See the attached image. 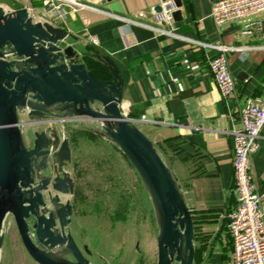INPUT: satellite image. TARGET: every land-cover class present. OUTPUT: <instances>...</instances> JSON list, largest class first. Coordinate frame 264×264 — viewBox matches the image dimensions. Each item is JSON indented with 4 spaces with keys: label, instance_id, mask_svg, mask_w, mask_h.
Returning <instances> with one entry per match:
<instances>
[{
    "label": "crops",
    "instance_id": "obj_1",
    "mask_svg": "<svg viewBox=\"0 0 264 264\" xmlns=\"http://www.w3.org/2000/svg\"><path fill=\"white\" fill-rule=\"evenodd\" d=\"M16 1H20L16 7L6 1L0 6L6 12L32 8L40 20L62 28L66 45L97 77L111 78L101 68L108 64L118 72L123 113L151 141L188 210L194 232L193 264H232V240L226 228V214L236 200L231 132L240 127V110L246 100L264 99V15L217 27L210 17L216 0H180L181 6L173 8L180 18L172 17L167 23L154 10L162 0H85L86 8L60 20L42 12L44 0ZM247 24L252 26L247 28ZM91 36L97 38V45L89 42ZM220 46L230 48L225 55L235 81L234 93L226 98L207 66L209 59L222 53L216 48ZM95 126L101 127L96 122L66 121L29 129H56L68 141L71 162L64 172L73 180L74 190L61 195V201H69L72 207L68 231L80 249L87 244L88 218L81 181L94 162L82 156L83 146L90 141L81 142L79 136H98L92 129ZM261 136L250 158L259 193L264 192V125ZM123 160L127 161L124 155ZM11 230L20 241L15 223Z\"/></svg>",
    "mask_w": 264,
    "mask_h": 264
},
{
    "label": "water",
    "instance_id": "obj_2",
    "mask_svg": "<svg viewBox=\"0 0 264 264\" xmlns=\"http://www.w3.org/2000/svg\"><path fill=\"white\" fill-rule=\"evenodd\" d=\"M65 39L62 28L36 22L27 8L0 6V251L11 216L37 264H91L68 231L72 207L61 201L74 190L64 172L71 162L68 141L56 129L29 130L84 121L99 123L142 177L159 216L156 264H193L188 210L151 141L124 115L118 72L108 64L111 78L97 77Z\"/></svg>",
    "mask_w": 264,
    "mask_h": 264
},
{
    "label": "rangeland",
    "instance_id": "obj_3",
    "mask_svg": "<svg viewBox=\"0 0 264 264\" xmlns=\"http://www.w3.org/2000/svg\"><path fill=\"white\" fill-rule=\"evenodd\" d=\"M1 1L11 7L20 2ZM92 129L98 136L93 134L87 139L86 135L79 136L81 142L90 141L83 144L82 156L94 162L87 166L81 181V190L87 194V204L83 205H87L88 216L87 244L81 248L82 253L91 264H154L157 253L154 237L155 232L158 234L159 216L152 198L142 177L128 160L129 163L123 160V153L104 129L97 126ZM27 133L24 132L25 144L29 146ZM93 167L103 174L92 170ZM13 225V218L8 216L3 228L5 246L2 244L0 251L1 264H37L15 236V230H11Z\"/></svg>",
    "mask_w": 264,
    "mask_h": 264
},
{
    "label": "built area",
    "instance_id": "obj_4",
    "mask_svg": "<svg viewBox=\"0 0 264 264\" xmlns=\"http://www.w3.org/2000/svg\"><path fill=\"white\" fill-rule=\"evenodd\" d=\"M84 1L45 0L42 12L51 14L55 19H65L68 14L86 8ZM160 7L162 20L170 23L174 8L173 1H163ZM27 10L36 22H46L40 20L39 16L33 13L32 8ZM259 14L264 15V0H216L210 11V17L217 27ZM251 26V24L246 25L247 28ZM262 38L264 39V32ZM89 42L97 45V38L91 36ZM216 48L222 53L209 59L207 66L221 96L226 98L231 96L235 89V81L225 55L230 48L223 46ZM141 119L145 120V116ZM263 125L264 99L260 96L248 98L240 110V127L231 132L236 200L234 207L226 214V228L232 240V264H264V192L257 191L250 163L252 154L259 148Z\"/></svg>",
    "mask_w": 264,
    "mask_h": 264
},
{
    "label": "trees",
    "instance_id": "obj_5",
    "mask_svg": "<svg viewBox=\"0 0 264 264\" xmlns=\"http://www.w3.org/2000/svg\"><path fill=\"white\" fill-rule=\"evenodd\" d=\"M85 62H86V58H85ZM88 64V63H87ZM101 68H104V69H106V71H107V68L106 67H101ZM109 73V72H108ZM109 76L111 77V75L109 74ZM104 79V78H103ZM107 79V78H106Z\"/></svg>",
    "mask_w": 264,
    "mask_h": 264
}]
</instances>
